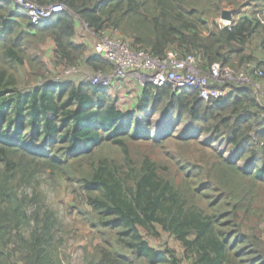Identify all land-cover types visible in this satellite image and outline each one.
<instances>
[{
    "label": "trees",
    "instance_id": "16d2710c",
    "mask_svg": "<svg viewBox=\"0 0 264 264\" xmlns=\"http://www.w3.org/2000/svg\"><path fill=\"white\" fill-rule=\"evenodd\" d=\"M28 1L64 9L33 26L25 10L0 0V264H64L56 214L38 192L29 196L20 189L32 185L43 170L65 172L70 162H90L107 143L122 149V160L99 159L90 175L78 180L80 195L74 191L122 249L108 243L99 247L93 264H264L254 236H247L238 220V213L241 219L252 216L257 225L264 220L254 206L264 191V107L250 87H234L225 98L204 102L191 89L175 92L168 84L148 85L134 109L121 111L107 87L52 80L43 51L50 40L54 67L110 73V62L73 42L81 20L93 33L117 36L152 56L193 55L203 69L214 62L260 67L264 25L258 17L264 0ZM226 4L237 6L236 14L247 7L248 16L234 27L210 29L207 20ZM259 29L261 38H253ZM254 43L261 52L258 60L245 54ZM19 70L29 72L33 85L21 86ZM150 105L152 114L161 110L168 118L186 117L198 133L211 141L223 138L240 158L246 157L241 167L213 155L210 174L233 202L229 213L197 207L187 189L162 178L148 156L139 164L134 161L128 143L162 146L172 137L152 131ZM136 111L142 117H135ZM156 227L172 237L183 257L145 240L141 232ZM244 243L254 248L245 257Z\"/></svg>",
    "mask_w": 264,
    "mask_h": 264
},
{
    "label": "rangeland",
    "instance_id": "374dc122",
    "mask_svg": "<svg viewBox=\"0 0 264 264\" xmlns=\"http://www.w3.org/2000/svg\"><path fill=\"white\" fill-rule=\"evenodd\" d=\"M236 8L237 6L226 4L219 15L209 17L207 20L209 28L212 29L216 25V19L224 10H232L236 13ZM242 9L239 12L245 11V9ZM258 18L264 21L261 15ZM77 22L79 35L81 34L85 38L88 37L94 40L99 46V41L103 35L85 29L81 20ZM262 33L263 30L259 29L253 38L257 37L260 39ZM245 54L251 56L252 60H258L257 58H260L261 52L257 50L254 43L250 45ZM44 61L52 80H67L74 83L83 80L91 83L97 75V73L89 72L79 66L74 71L54 67L55 65L52 64L51 58L45 57ZM19 72L21 86L33 85L28 71L19 70ZM131 86H135V83L131 82L126 87L130 88ZM119 92L120 90L116 89L112 91L110 96L117 95ZM107 93L109 94L108 90ZM253 93L264 107V98L254 91ZM147 109L152 131L156 132V130H159L162 135L172 134V137L164 141L162 146L147 145L144 147L139 142L128 143L127 146L134 161L139 164L143 156H148L155 162L158 174L173 183L175 187L187 189L197 207L207 213L212 211L216 212V214L221 212L229 213L233 202L216 187L215 180L210 174V167L214 162L213 155L224 158L223 151L230 152L233 151V148L229 147L227 142L222 144L225 141L223 138L218 139L220 142L218 140L211 141L208 135L198 133L196 126L186 117L180 121L175 114H171L169 118L164 116L161 110L152 114L151 105ZM135 117H142L141 112L139 111ZM183 137L189 139V143H183ZM123 156L124 153L119 147L109 143L103 144L96 149L90 162L81 164L70 162L69 169L65 172L43 170L36 176L32 185L24 186L20 189L21 193L29 196L33 192H38L46 206L56 214L59 222V236L63 240L61 258L64 264H93L96 260L98 248L107 247V243L112 245L115 250H122L117 244L114 234L99 226L97 218L93 215L90 208L84 203V200L76 197L74 191L80 195L78 192V180L81 177L89 176L93 166L99 159L107 158L121 161ZM238 157L239 155L234 151L232 159L235 160L238 166L245 167L247 163L246 157H239V159ZM259 194V199L254 201V206L262 210L261 215L264 217V191L262 190ZM241 216L242 213H238V220L242 222L245 234L251 237L254 236L257 242L255 246L260 252H263L264 256V220L257 225L252 216L246 219H241ZM141 233L152 247L158 250L168 247L178 257H183L181 248L160 227H156L151 231H142ZM248 242H251V240ZM240 248H242L241 251L243 252L240 253L244 257L254 250L252 247L249 248L246 243L241 245ZM184 264L188 263L185 261Z\"/></svg>",
    "mask_w": 264,
    "mask_h": 264
},
{
    "label": "built area",
    "instance_id": "2783aa9c",
    "mask_svg": "<svg viewBox=\"0 0 264 264\" xmlns=\"http://www.w3.org/2000/svg\"><path fill=\"white\" fill-rule=\"evenodd\" d=\"M10 1L13 6L27 12L30 24L33 26L45 23L50 16L64 9L60 4L41 7L28 0ZM225 11L226 17L220 14L215 21L219 29L237 25L234 14L229 10ZM262 17L264 19V11ZM260 22L264 25L261 18ZM84 28L88 30L86 24ZM97 51L100 57L112 65L110 73H97L93 78L92 83L99 86L108 87L113 80L123 82L126 86L134 82L135 86L141 90L148 85L162 87L168 84L175 92L182 88L196 91L197 98L204 102L223 99L232 88L247 86L264 98V58L260 67L248 63L237 69L214 62L203 69L196 56L188 55L185 58H178L172 52H168L163 57L152 56L144 50L133 49L121 38L110 35L101 37ZM66 69L75 70V68ZM138 112L136 111L135 115ZM158 131L156 130V133ZM234 151L235 149L230 152L223 151L224 158L233 160Z\"/></svg>",
    "mask_w": 264,
    "mask_h": 264
},
{
    "label": "crops",
    "instance_id": "0c3cea01",
    "mask_svg": "<svg viewBox=\"0 0 264 264\" xmlns=\"http://www.w3.org/2000/svg\"><path fill=\"white\" fill-rule=\"evenodd\" d=\"M243 9H245V11L239 12L237 14L234 13L232 10H229L233 12L237 23L240 21L241 18H245L246 16H248V8L245 7ZM77 24L78 22L75 25V35L73 37V42L76 44L85 45L87 48V54H97L98 45L94 40L88 37L85 38L81 34L79 35ZM53 48H54L53 43L50 40L44 44L43 51H44V56L46 58L53 59ZM107 89L109 91V95L112 93V91H115L116 89L120 90L119 94L117 95L114 94V96L111 97L116 99L117 107L121 111L134 109L137 106L138 97L141 95V89L139 87L131 86L130 88H128L123 82H118L115 80L110 82Z\"/></svg>",
    "mask_w": 264,
    "mask_h": 264
},
{
    "label": "water",
    "instance_id": "95a60500",
    "mask_svg": "<svg viewBox=\"0 0 264 264\" xmlns=\"http://www.w3.org/2000/svg\"><path fill=\"white\" fill-rule=\"evenodd\" d=\"M230 12L233 13L232 11H230ZM226 13H227V12L224 10V11L221 13V15H222V16H225ZM225 17H226V16H225ZM238 159H239V157H238ZM228 161H229V162H232V163H236L235 160H228Z\"/></svg>",
    "mask_w": 264,
    "mask_h": 264
}]
</instances>
